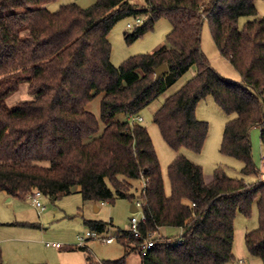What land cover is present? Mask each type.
<instances>
[{
	"label": "trees",
	"instance_id": "trees-1",
	"mask_svg": "<svg viewBox=\"0 0 264 264\" xmlns=\"http://www.w3.org/2000/svg\"><path fill=\"white\" fill-rule=\"evenodd\" d=\"M56 1L0 0V195L17 198L39 190L60 200L81 193L98 208L119 199L142 200L148 220L141 227L144 234L183 232L181 239H159L142 264L235 262L236 215L250 218L257 204L259 227L246 235L245 246L264 263V180L250 138L264 112L259 0H144L145 8L129 0H96L89 9L74 4L57 12L45 7ZM245 16L253 20L240 29ZM136 17L146 19L125 33L128 44L151 33L161 20H169L172 30L153 54L116 67L110 32L123 19ZM205 21L243 84L226 80L212 67L202 47ZM165 64L169 72L157 80L155 71ZM194 67L196 75L167 98L154 124L170 148L201 153L210 126L198 120L197 107L212 96L227 115H236L226 123L221 153L240 160L243 175L258 181L232 179L220 167L206 183L203 168L178 156L168 168V195L148 128L129 118L139 116ZM22 84L29 85L33 99L10 107L7 98ZM101 95L99 119L87 107ZM260 139L264 153V123ZM133 181L147 182L146 195H136ZM86 226L92 232L109 231L102 221H86ZM117 236L126 256L103 264H127L140 245L128 230ZM0 264H5L1 249Z\"/></svg>",
	"mask_w": 264,
	"mask_h": 264
},
{
	"label": "rangeland",
	"instance_id": "rangeland-1",
	"mask_svg": "<svg viewBox=\"0 0 264 264\" xmlns=\"http://www.w3.org/2000/svg\"><path fill=\"white\" fill-rule=\"evenodd\" d=\"M129 1L140 8L146 6L144 0ZM95 2L96 0H58L46 4L45 7L51 12H57L63 6L74 4L89 9ZM256 5L260 16L264 17V1L259 0ZM252 20L253 18L248 16L242 18L239 23L240 29ZM135 23L136 18L123 19L110 32L109 39L113 50L111 62L116 67H120L124 61L137 55L153 54L166 44L167 36L172 30L169 20H161L151 33L133 44H128L125 33L134 30L129 28V24L135 25ZM202 32V47L212 67L226 80L243 84L240 74L232 64L221 56L215 46L208 21H205ZM196 73L195 67L186 72L162 96L139 114L143 118L142 125L149 130L157 155L160 158L168 195L171 194L168 168L178 156H184L192 163L203 168L206 183L213 180L215 170L220 167L232 179H245L247 183L259 180L258 177L254 176L245 177L242 173L243 163L234 157L231 158L221 153L226 123L235 118L236 115H227L217 105L212 96L201 101L197 107L198 120L206 121L210 126L207 141L201 153H195L188 148L174 150L163 140L159 127L154 124V115L167 98L184 87ZM31 99L33 98L29 92V85L22 84L13 96L7 98V104L14 107L17 103L30 101ZM102 99V95L97 96L87 107L99 119L101 118L100 106ZM123 118L124 116H119V119ZM101 128L104 129L102 123ZM250 138L252 140L254 161L260 170L263 168L262 157L264 153L258 127L251 130ZM132 183L135 189L134 192L139 195L142 190V181H133ZM42 202L47 209L39 214V210L25 196L7 202L3 194L0 195V249L4 255L5 264H103L126 256V251L117 240V235L125 232L130 227V218L134 214L132 213L134 204L129 199H119L114 205L107 204L106 207L99 205V211H96L92 203L84 201L81 193L65 196L60 200L45 197ZM141 215L142 211L135 213L134 216L140 218ZM236 217L235 262L228 264H236L240 260H244L245 264H264L260 258L251 256L245 246L246 235L259 227L257 204L254 205L250 218L244 217L239 212ZM86 221H102L108 224L109 231L104 234L100 233V235L113 236L115 238L114 243L107 245L101 239L87 237V233L93 232L86 226ZM18 223H25L30 226L24 227L18 225ZM178 231L177 229L163 231L156 240L158 241L164 236L178 238ZM80 238L87 239L83 247H80ZM54 244H58L60 248H57ZM142 260L141 254L137 250H133L127 257V264H142Z\"/></svg>",
	"mask_w": 264,
	"mask_h": 264
},
{
	"label": "built area",
	"instance_id": "built-area-1",
	"mask_svg": "<svg viewBox=\"0 0 264 264\" xmlns=\"http://www.w3.org/2000/svg\"><path fill=\"white\" fill-rule=\"evenodd\" d=\"M145 21L144 18L142 17H136V23L135 25L133 24H129V28H133L134 26L136 25H139V24H142L143 22ZM263 108H264V99H263ZM129 122L131 124L133 123H141L143 122V118L141 116H137V117H130L129 118ZM264 123V112H263V116H262V119L261 121L259 122V124L256 126L260 129V133H261V128H262V125ZM262 165H263V168L260 169V172H259V178L260 180H264V156L262 157ZM146 181H143L142 182V187H141V193L142 195H146ZM30 202L31 204L36 207L38 210H39V214L43 213L46 211V207H44L43 205V199L45 198V195L42 191H39V190H35L33 191L32 193L28 194L25 196ZM136 208H137V212H141L142 211V215L141 217H137V216H134L135 213L133 214V216L130 218L131 220V224H130V227L128 229L129 233L131 234V236H134L137 240H139L140 242V245L138 246L137 248V251L141 254V256H148L151 252V250L157 245V238L158 236H160V231H155V232H151V231H148L146 234H144L142 232V224H146L148 222L147 220V217L144 213V207H145V204L142 202V200H136L134 203H133ZM101 205L105 206L106 204L105 203H101ZM183 232L181 231V235L178 237L179 239L182 238ZM87 237H91V238H98V239H101L103 241V243L107 244V245H111V243H114L115 241V238L113 236L111 237H105V236H102L100 235L99 232H93V233H87ZM87 239L86 238H80V247H83L85 246V243H86ZM55 245V244H54ZM57 248H60V246L58 244L55 245ZM246 262L244 260H240L239 262H237L236 264H245Z\"/></svg>",
	"mask_w": 264,
	"mask_h": 264
},
{
	"label": "water",
	"instance_id": "water-1",
	"mask_svg": "<svg viewBox=\"0 0 264 264\" xmlns=\"http://www.w3.org/2000/svg\"><path fill=\"white\" fill-rule=\"evenodd\" d=\"M169 72V67L168 65H162L159 68L156 69L155 71V77L157 80H159L160 77H162L163 75L167 74ZM95 209L96 211H99V208L97 207V205H95ZM137 212V208L135 205L132 206V213H136Z\"/></svg>",
	"mask_w": 264,
	"mask_h": 264
},
{
	"label": "crops",
	"instance_id": "crops-1",
	"mask_svg": "<svg viewBox=\"0 0 264 264\" xmlns=\"http://www.w3.org/2000/svg\"><path fill=\"white\" fill-rule=\"evenodd\" d=\"M258 13H259V12H258ZM238 83H239V82H238ZM252 129H253V128H252ZM252 129H251V130H252ZM250 135H251V131H250ZM1 194H3V196L5 197V199H6L7 202L13 201V199H14V198L8 196L6 193H1ZM100 205H101V204H100ZM106 206H107V204H106L104 207H106ZM99 210H100V208H99ZM167 230H169V229H165V230H164V229H161V230H160V235L162 234L163 231H167ZM180 233H181V231L179 230V231H178V234H179L178 236L181 235Z\"/></svg>",
	"mask_w": 264,
	"mask_h": 264
}]
</instances>
